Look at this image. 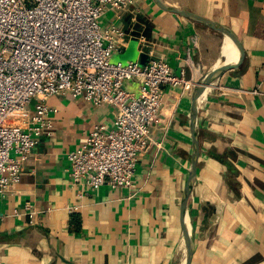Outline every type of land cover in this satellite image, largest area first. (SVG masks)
<instances>
[{
	"label": "crops",
	"instance_id": "1",
	"mask_svg": "<svg viewBox=\"0 0 264 264\" xmlns=\"http://www.w3.org/2000/svg\"><path fill=\"white\" fill-rule=\"evenodd\" d=\"M159 1L227 29L241 51L228 37L223 55V33L153 0L136 1L134 21L105 13L102 26L132 34L112 62L160 58L194 86L163 87L127 189L89 191L68 174V153L94 125L111 128L114 108L48 97L52 131L37 137L19 182L0 195V264H185L190 239L188 264H264V0ZM228 59L235 65L205 87L194 120L196 84ZM123 88L137 93L138 83ZM194 134L196 175L183 208Z\"/></svg>",
	"mask_w": 264,
	"mask_h": 264
},
{
	"label": "built area",
	"instance_id": "2",
	"mask_svg": "<svg viewBox=\"0 0 264 264\" xmlns=\"http://www.w3.org/2000/svg\"><path fill=\"white\" fill-rule=\"evenodd\" d=\"M136 1L0 0V195L19 182L37 137L52 131L46 99L63 94L115 110L111 128L94 125L68 153L71 182L89 191L103 185L132 187L161 109L163 87L189 91L194 86L160 58L144 65L111 61L132 34L113 23L102 26L101 18L107 12L116 18L129 13L134 21ZM132 80L137 93L123 88Z\"/></svg>",
	"mask_w": 264,
	"mask_h": 264
},
{
	"label": "water",
	"instance_id": "3",
	"mask_svg": "<svg viewBox=\"0 0 264 264\" xmlns=\"http://www.w3.org/2000/svg\"><path fill=\"white\" fill-rule=\"evenodd\" d=\"M153 2L160 7L161 9H164L166 11L181 15V16H187V17H191L194 19H197L198 21H201L207 25H209L210 27L220 31L221 33H223L225 36L230 37V39L232 40L234 47L237 51V53L239 51H241V47L239 42L237 41V39L225 28L213 23L212 21H209L203 17H200L198 15H195L191 12L188 11H184V10H178V9H173V8H168L165 7L159 0H153ZM133 30L135 31V26L133 28ZM133 33V32H132ZM146 63H143L142 65H144ZM235 64L233 63V61H228L225 60L223 65L220 66L219 68H215L211 71H209L206 75H204L202 77V79L196 84L195 89H194V100H193V117L194 120L196 118V113H197V102L202 94V92L204 91L205 87L218 75H220L223 71L227 70L230 67H233ZM195 124V122H194ZM194 141H193V155H192V161H191V166H190V170H189V178L187 180L186 183V187L184 189V194H183V198H182V207L184 208L185 206V200L186 197L189 193V187L192 183V181L195 179V175H196V162H197V157L199 154V145H198V140H197V136L196 134H194ZM192 253V240L190 239V248H189V252H188V256L187 259L185 261V264H188V261L190 259Z\"/></svg>",
	"mask_w": 264,
	"mask_h": 264
},
{
	"label": "bare ground",
	"instance_id": "4",
	"mask_svg": "<svg viewBox=\"0 0 264 264\" xmlns=\"http://www.w3.org/2000/svg\"><path fill=\"white\" fill-rule=\"evenodd\" d=\"M228 36H225L224 37V41H223V46H222V54L224 55V49L226 48V46L228 45ZM234 53H235V56H237V54H236V52H235V50L234 49H230V51H228V54L227 55H229V56H232V55H234ZM227 59V58H226ZM236 60V59H235ZM228 61H233V59H228ZM223 65V61L222 62H219L218 63V66H217V68H219L220 66H222Z\"/></svg>",
	"mask_w": 264,
	"mask_h": 264
}]
</instances>
